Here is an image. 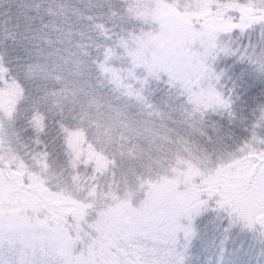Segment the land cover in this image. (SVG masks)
Listing matches in <instances>:
<instances>
[{
    "label": "rangeland",
    "instance_id": "374dc122",
    "mask_svg": "<svg viewBox=\"0 0 264 264\" xmlns=\"http://www.w3.org/2000/svg\"><path fill=\"white\" fill-rule=\"evenodd\" d=\"M107 1L59 7L87 46L24 92L75 125L63 165L21 142L0 70V264H264V0ZM179 115L185 147L156 151Z\"/></svg>",
    "mask_w": 264,
    "mask_h": 264
},
{
    "label": "trees",
    "instance_id": "16d2710c",
    "mask_svg": "<svg viewBox=\"0 0 264 264\" xmlns=\"http://www.w3.org/2000/svg\"><path fill=\"white\" fill-rule=\"evenodd\" d=\"M77 0H74V2ZM101 4L107 2L109 5H114L107 0H100ZM67 6L69 9L71 7V0H0V70L3 71V76L6 78L13 77L15 79L16 85L21 87L25 84L23 89L24 100L21 98V104L17 105L12 110L13 116V126L17 129L20 135L22 143L27 145L37 144L38 148L42 150V153L49 155L51 161L55 162L56 159H61L62 165L65 161L64 149H63V138L68 130H72L75 126L67 119L66 115L63 116L61 112L55 110L51 111V104L46 106L44 103L35 102L34 95L31 98L27 93V87H32L33 90L36 88L38 90H43L46 87L52 90L51 88L54 85L56 87L57 80L53 75V79H46L44 84L40 85L35 84L31 85L29 82V77L32 76L36 79H43L46 77L45 69L39 66L41 62L39 56L43 58L45 55L53 56L56 53H60L64 44L70 42L76 49H81L86 47L87 40L80 41L78 36L71 35V29L69 26V21L71 23V18H74L73 15H63L59 7ZM87 31L84 32V34ZM94 34V33H93ZM95 35V34H94ZM80 36V35H79ZM66 39V40H64ZM68 45V44H67ZM70 46V45H68ZM264 46V45H261ZM5 74V75H4ZM0 79H2L0 77ZM1 81V80H0ZM35 91V90H34ZM25 92V93H24ZM59 98L65 93V91H55ZM258 94L257 92L253 95ZM249 96H246V102L249 99ZM238 99V98H237ZM32 100V101H31ZM56 101V97H55ZM240 102V106L243 113H247V107L249 103ZM37 104V108L34 104ZM179 104V102H178ZM185 106L182 105L180 110ZM57 111V112H56ZM14 112V113H13ZM38 116L39 126L32 117ZM185 116H180L176 127H170L169 133H174L175 136L167 137L165 139L158 140L159 144L153 145L155 150L161 151L163 154L169 150L179 151L176 144L173 142L180 140L182 146L185 147V139H187L186 131L187 127L185 123L187 120H183ZM220 119V118H219ZM215 120L210 122L217 130ZM218 125H221L217 123ZM24 160V156L20 155ZM166 160V159H165ZM129 165L131 160L129 159ZM67 162V161H66ZM134 168L135 166H128V169ZM63 169V167H62ZM138 170V169H137ZM152 175L155 174L154 169L149 171ZM140 176L145 177L146 180H149V177H152L149 174L138 170ZM137 173V174H138ZM11 172L7 174V177L10 181H13L11 177ZM66 176V175H65ZM69 176L64 177L67 179ZM75 176L72 174L71 180ZM130 179V177H128ZM68 180V181H71ZM133 181L132 179H130ZM19 184V182H17ZM12 183L13 187L16 189H26L30 190V185L24 186V183L17 185ZM209 196V195H208ZM43 204H45L52 214L59 216L61 214V205H56L53 203H47L46 199H41Z\"/></svg>",
    "mask_w": 264,
    "mask_h": 264
}]
</instances>
